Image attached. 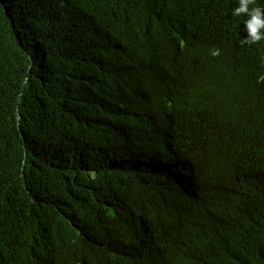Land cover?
I'll use <instances>...</instances> for the list:
<instances>
[{
  "label": "trees",
  "instance_id": "1",
  "mask_svg": "<svg viewBox=\"0 0 264 264\" xmlns=\"http://www.w3.org/2000/svg\"><path fill=\"white\" fill-rule=\"evenodd\" d=\"M178 2L0 0V264H264V112L218 131L217 63L189 81L198 103L175 125L177 155L127 110L138 64L175 56L156 15ZM243 36L225 32L219 60L264 76ZM255 83L240 88L260 98ZM128 148L171 168L123 162Z\"/></svg>",
  "mask_w": 264,
  "mask_h": 264
},
{
  "label": "clouds",
  "instance_id": "2",
  "mask_svg": "<svg viewBox=\"0 0 264 264\" xmlns=\"http://www.w3.org/2000/svg\"><path fill=\"white\" fill-rule=\"evenodd\" d=\"M182 1L176 3L175 9L164 10V13L156 15L157 22L169 31L175 56L169 50L164 53L162 51L159 57L138 64L131 79L135 101L127 105V110L135 108L139 112L165 150L174 155H177L173 153L177 148L173 136L179 133L175 125L180 126L191 117L190 112L197 107L194 104L198 103L196 92L192 94L189 90V81L205 76L204 67L212 70V64L217 63L218 77L215 76L214 84L219 95L215 103H218L217 106L227 104L224 115L221 112V120L218 121L217 129L220 133L228 134L235 123L246 120V116L252 115V112H264V76L252 78V74H246L243 61L239 60L241 63L233 65L226 58L219 60L224 53L225 32L235 31L244 35L242 43L253 45L260 49L258 51L264 52V8L250 7L254 0ZM217 11H224L217 22L220 33L208 34L205 42L196 47L205 31L202 29L209 14ZM207 56L215 62L209 61ZM249 80L256 81L251 87L260 89L262 97L241 90L240 87ZM200 91L202 93L203 90ZM262 118L264 114L256 122ZM128 149L126 154L120 156L123 162L148 166L157 175H164L171 168L169 163L152 158L148 152L142 155L137 148ZM202 224L216 235H222L230 228L226 224L217 226L208 219Z\"/></svg>",
  "mask_w": 264,
  "mask_h": 264
}]
</instances>
